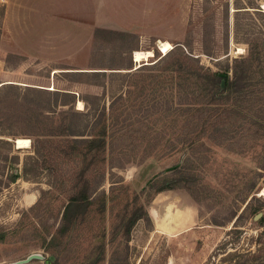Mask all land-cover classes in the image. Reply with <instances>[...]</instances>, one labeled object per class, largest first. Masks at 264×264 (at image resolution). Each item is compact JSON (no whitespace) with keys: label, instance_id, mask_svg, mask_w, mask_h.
<instances>
[{"label":"rangeland","instance_id":"374dc122","mask_svg":"<svg viewBox=\"0 0 264 264\" xmlns=\"http://www.w3.org/2000/svg\"><path fill=\"white\" fill-rule=\"evenodd\" d=\"M262 4L0 0V231L12 233L0 264L31 253L45 260L27 264H219L214 250L250 198L264 216V132L251 119L264 113ZM160 42L171 49L159 52ZM141 51L152 56L136 67ZM127 86L128 99L113 101ZM101 118L103 156L72 157L57 137L56 152L34 158L31 135L44 124L81 139ZM16 138L29 147L16 149ZM173 170L167 190L161 177ZM82 187L103 209L70 207L78 225L52 257L27 235L29 208L47 191L36 215L56 227ZM251 210L239 224L243 249L260 232Z\"/></svg>","mask_w":264,"mask_h":264},{"label":"trees","instance_id":"16d2710c","mask_svg":"<svg viewBox=\"0 0 264 264\" xmlns=\"http://www.w3.org/2000/svg\"><path fill=\"white\" fill-rule=\"evenodd\" d=\"M98 30V29H97ZM214 75V74H213ZM215 76V75H214ZM209 84V86H207ZM208 87V91L205 92V98L207 96H211V99L213 96H218L219 92L217 91L216 87L209 81L203 84V86ZM129 87L125 89L122 96L118 95L116 96L113 101H123L124 97L125 100L129 97ZM208 100V99H206ZM112 101V102H113ZM109 104V107L111 108L113 106V103ZM229 109L233 110L234 108L232 106L229 107ZM110 111V110H109ZM63 113V111H61ZM251 119L254 121V124L258 127L259 130H262L264 132V113L262 116L252 115ZM45 126L40 127V131H36V134H33L31 136L34 137L33 141H31V148L32 153L34 154V158H42L47 153H51L53 150L55 152L57 151V147H54V139L59 137V140H62L64 145L60 148L62 150H67V147H70V152L73 156H77L79 154L82 155L83 159H86L88 161H92L96 159L95 157L103 156L104 155V148H105V141H104V134L106 132V126L104 118H101V120H98L94 125L93 129L97 130L96 132H91L89 135H87V138H81V139H74L71 138L72 136H82L78 134H73V131L70 128H62L59 127L58 129H55L50 124H44ZM36 136L43 137V139L39 140ZM56 148V149H55ZM65 152L59 151L58 154L61 156H64ZM90 156V157H89ZM90 167V163H88V169ZM173 169V168H172ZM170 169V171L172 170ZM167 171V170H166ZM165 171V172H166ZM169 171V170H168ZM177 174H180L179 170H173L169 176L164 175L163 181H165L164 184H167L165 187L167 190L171 189L174 185L171 183H168L166 179L169 177L173 178ZM81 175H84V172H81ZM156 177V176H155ZM61 184L64 183L63 177L58 179ZM57 180V181H58ZM174 180H171V182ZM53 186V187H52ZM51 186V189L54 188V185ZM165 189V190H166ZM164 190V189H163ZM47 191H40V196L37 200V202L32 205L29 210L32 212V218L35 220V223L30 227V230L27 231L28 237L33 238L34 240H39L42 244L43 250L48 253L52 257H56L57 255V247L64 239L67 238L68 234L76 228L78 225V221L76 216L68 215V209L70 207H74L76 210L80 209V205L85 204L88 206H92L95 204V206L99 209H103V201H101L100 198H97V196L94 195V188L90 189L88 193H85L84 187H82L81 190V196L78 199H70L68 200V203L63 207V211L61 214L60 219L57 222V226L54 227V224L56 220L52 224H47V220L49 219L48 215L44 213L38 212L45 211L46 204L42 203V195L45 194ZM93 195V196H92ZM251 198L245 203L239 214H237L234 217V220L231 223L230 228L226 231L224 237L219 242L218 246L215 248L214 252L219 254L218 263L219 264H264V242H261L260 238L261 235L264 234V216L261 215L259 218L255 220L257 229H260V232L255 237L254 243L255 246H253V249L247 248L243 249L238 247V240L240 239V221L251 210V207L249 205ZM259 209H253L251 210V216L252 218L259 214ZM222 226V225H218ZM12 233H7V231H0V243L4 242L5 239L8 237V235H11ZM48 263V262H46Z\"/></svg>","mask_w":264,"mask_h":264},{"label":"bare ground","instance_id":"6f19581e","mask_svg":"<svg viewBox=\"0 0 264 264\" xmlns=\"http://www.w3.org/2000/svg\"><path fill=\"white\" fill-rule=\"evenodd\" d=\"M262 10H263V12H264V4H262ZM169 49H171V46H170V44L168 43V42H160L159 43V47H158V50H159V52H161V53H166ZM241 52V51H240ZM152 56V53L151 52H143V51H141L140 52V55H139V59H138V62H137V66L136 67H138L139 65H140V63L141 62H143V61H146L147 59H149L150 57ZM137 69V68H136ZM82 104H81V102L79 101L78 103H77V107H76V110H82ZM13 144H14V147L16 148V149H20V148H28L29 146V141L27 140V139H25V138H16L14 141H13ZM169 219H170V221L173 223V221L175 220V215H171L170 217H169ZM175 227H176V229L177 228H179L178 226H177V224H175ZM160 228V227H159ZM158 228V229H159Z\"/></svg>","mask_w":264,"mask_h":264},{"label":"water","instance_id":"95a60500","mask_svg":"<svg viewBox=\"0 0 264 264\" xmlns=\"http://www.w3.org/2000/svg\"><path fill=\"white\" fill-rule=\"evenodd\" d=\"M168 171V169H167ZM261 216V214H257L253 217L254 220H256L257 218H259ZM52 257H48L46 259V262H50L52 261ZM45 260V257L40 254V253H31L29 255H27L24 259L18 260V261H14V262H10V263H4V264H27L30 261H39L42 262Z\"/></svg>","mask_w":264,"mask_h":264},{"label":"crops","instance_id":"0c3cea01","mask_svg":"<svg viewBox=\"0 0 264 264\" xmlns=\"http://www.w3.org/2000/svg\"><path fill=\"white\" fill-rule=\"evenodd\" d=\"M135 66H136V64H135ZM77 106V105H76Z\"/></svg>","mask_w":264,"mask_h":264}]
</instances>
